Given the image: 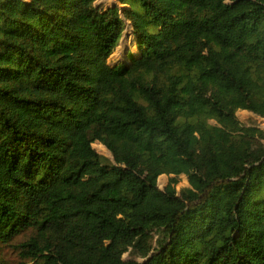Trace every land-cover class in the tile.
<instances>
[{"label": "trees", "instance_id": "obj_1", "mask_svg": "<svg viewBox=\"0 0 264 264\" xmlns=\"http://www.w3.org/2000/svg\"><path fill=\"white\" fill-rule=\"evenodd\" d=\"M116 1L0 0V264H264V0Z\"/></svg>", "mask_w": 264, "mask_h": 264}, {"label": "rangeland", "instance_id": "obj_2", "mask_svg": "<svg viewBox=\"0 0 264 264\" xmlns=\"http://www.w3.org/2000/svg\"><path fill=\"white\" fill-rule=\"evenodd\" d=\"M98 3H102L105 6H119L116 0H98ZM122 7V6H119ZM134 49V40L130 35V32L123 38V41L120 43L119 47L116 49L114 54L110 57V64H117L120 62H130L131 58L128 56V53ZM237 117L242 122H247L253 125L258 126L262 130H264V120L260 119L258 116L250 113L248 111H238ZM94 148L101 153L103 156L110 158L109 153L105 150L103 146L100 144H94ZM167 176L162 175L159 178V187L162 189L165 182L167 181ZM181 183H184V179L181 180ZM6 256H8V260L10 264H22V260L19 259L17 255H14L15 252L12 249H6Z\"/></svg>", "mask_w": 264, "mask_h": 264}]
</instances>
